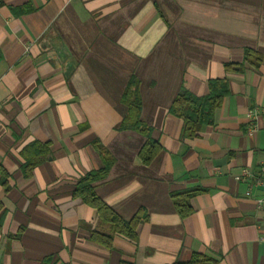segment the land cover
Returning a JSON list of instances; mask_svg holds the SVG:
<instances>
[{
    "label": "crops",
    "instance_id": "1",
    "mask_svg": "<svg viewBox=\"0 0 264 264\" xmlns=\"http://www.w3.org/2000/svg\"><path fill=\"white\" fill-rule=\"evenodd\" d=\"M131 77L160 146L147 165L146 138L119 129ZM222 79L212 124L181 139L174 98ZM100 148L112 163L98 198L123 220L147 215L109 247L94 235L110 226L74 195ZM262 165L264 0H0V264H264ZM190 190L182 218L171 194Z\"/></svg>",
    "mask_w": 264,
    "mask_h": 264
},
{
    "label": "trees",
    "instance_id": "2",
    "mask_svg": "<svg viewBox=\"0 0 264 264\" xmlns=\"http://www.w3.org/2000/svg\"><path fill=\"white\" fill-rule=\"evenodd\" d=\"M253 55L256 57V60L258 59L259 61L260 58H258L256 54H249V52L245 53V60L248 61ZM225 68L230 70L232 66L227 64ZM238 68L240 69L241 66H237V69ZM228 93V82L223 79L208 81V93L203 97H196L185 89L181 90L174 98L169 108V113L182 121L180 138H194L203 125H211L215 109L220 105L221 101ZM121 103L126 107L127 111L119 129L133 130L146 138V142L139 152V157L142 163L147 165L160 151V146L150 139L149 128L140 119L141 99L138 92V82L134 77L130 78L122 94ZM37 148L46 152L45 147L37 146ZM100 154L103 161L102 168L88 173L80 179L74 195L81 198L85 204L94 208L98 213L100 221L110 226V235L101 236L102 238L94 235L95 239L100 240L101 243L107 247L110 246L113 234H119L129 240L135 241L136 228L140 223L147 220V215L143 210H139L130 220H123L98 198L94 191L93 183L106 176L112 163V159L101 148ZM25 169L29 170V166ZM196 194V190L171 194L174 208L180 217H186L191 213L188 202L189 199ZM173 264H215V261L210 257L192 253L186 261Z\"/></svg>",
    "mask_w": 264,
    "mask_h": 264
},
{
    "label": "built area",
    "instance_id": "3",
    "mask_svg": "<svg viewBox=\"0 0 264 264\" xmlns=\"http://www.w3.org/2000/svg\"><path fill=\"white\" fill-rule=\"evenodd\" d=\"M254 119H255V114H254V112H251L249 114V121H250V123H252V125L250 126V132L255 130L254 129V125H253ZM250 177H251V175L249 174L248 171L242 170L241 175L235 177V179L238 180V181H241V180L245 181V180L249 179ZM253 179L255 180V185L256 186L264 187V165L260 166L258 176L254 177ZM246 195L249 197L250 196V192L247 191ZM256 203H257V207L259 209H263V207H264V197L258 199L256 201Z\"/></svg>",
    "mask_w": 264,
    "mask_h": 264
}]
</instances>
